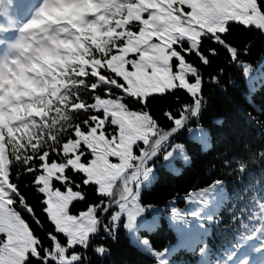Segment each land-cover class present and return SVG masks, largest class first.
<instances>
[{
  "label": "snow or ice",
  "instance_id": "snow-or-ice-1",
  "mask_svg": "<svg viewBox=\"0 0 264 264\" xmlns=\"http://www.w3.org/2000/svg\"><path fill=\"white\" fill-rule=\"evenodd\" d=\"M30 4L17 23L19 0H0V264H91L89 250L104 256L121 230L154 264H184L169 259L180 248L197 264H264V197L253 195L246 216L229 209L241 231L213 253L207 238L228 198L224 180L189 190L187 208L143 195L161 168L189 160L184 129L209 146L203 127H189L208 105L207 85L233 83L230 69L250 91L264 84V63L245 59L253 41L235 38L264 39V0ZM258 159L264 150L236 159L234 170ZM231 163L223 161L229 171ZM162 216L177 243L158 250L141 233Z\"/></svg>",
  "mask_w": 264,
  "mask_h": 264
},
{
  "label": "trees",
  "instance_id": "trees-1",
  "mask_svg": "<svg viewBox=\"0 0 264 264\" xmlns=\"http://www.w3.org/2000/svg\"><path fill=\"white\" fill-rule=\"evenodd\" d=\"M235 38L243 42L253 41L245 59L254 68H259L264 63V39L256 33L247 32H239ZM230 71L233 73V83L225 82L223 88L213 84L206 86L208 105L199 121L194 120L189 125L196 128L198 123L208 132L209 146L204 148L201 137L184 129L180 140L186 146L189 160L185 162L177 159L175 170L161 168L157 179L143 193L147 203L164 207L172 197H176L175 206L187 208L189 205L185 203L184 197L189 190L205 187L213 179L224 180L228 198L218 212L220 223L211 225V234L207 238L213 253H222L227 240L240 226L238 221L231 222L229 209L234 206V211L239 213L244 208L246 216L253 207V195H260L259 192L264 189V159L249 161L243 173L234 170L236 159L248 160L251 153L264 150V84H258L254 91H250L248 82L235 69ZM225 159L232 161V171L224 167ZM241 185L244 187L242 193L239 190ZM141 235H147L152 246L158 250L177 243L176 235L164 216L155 230L142 232ZM106 247L109 252L104 256L89 250L91 264H154V260L134 245L123 230L118 232L116 240L107 239ZM169 259L197 264L199 256L180 248Z\"/></svg>",
  "mask_w": 264,
  "mask_h": 264
},
{
  "label": "clouds",
  "instance_id": "clouds-1",
  "mask_svg": "<svg viewBox=\"0 0 264 264\" xmlns=\"http://www.w3.org/2000/svg\"><path fill=\"white\" fill-rule=\"evenodd\" d=\"M21 38H22V34H17V36L14 37V38L10 41V43L15 44L16 41H17V40H20ZM2 55H3V54L0 53V56H2ZM45 80H46V78H45V76H44L43 74H39V73L37 74L36 83H38V84H44Z\"/></svg>",
  "mask_w": 264,
  "mask_h": 264
}]
</instances>
